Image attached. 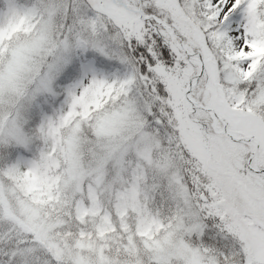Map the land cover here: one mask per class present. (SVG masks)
<instances>
[{
	"label": "rangeland",
	"instance_id": "obj_1",
	"mask_svg": "<svg viewBox=\"0 0 264 264\" xmlns=\"http://www.w3.org/2000/svg\"><path fill=\"white\" fill-rule=\"evenodd\" d=\"M127 1L126 7L142 9L139 0ZM173 1H164L163 8L176 16L180 8ZM245 1L191 0L184 6L194 10L197 18H207L221 3L210 17L219 24L217 36L225 60L223 77L229 85V103L236 113L246 112L249 118L264 122V85L249 95L238 87L264 69L263 0ZM38 2L43 15L39 34L14 45L0 73V149L14 146L30 162L29 168L33 169L32 163L38 172L46 170L45 156L25 130L30 108L41 100L51 143L60 139L65 146L67 165L61 190L72 201L84 196L91 186L106 204L115 200L120 211L130 217L131 233L124 245L114 237L107 243L62 238L56 233L61 220L45 218L41 209L0 182V264H264V246H255L249 254L239 222L229 215L219 194L217 198L210 195L208 188L213 182L195 167L189 168L191 174L183 175L172 153L161 149L156 133L145 127V103L124 101L100 109L107 80L90 69L89 52L109 56L117 49V38L93 33L87 17L90 10L103 8L108 17L115 15V10L104 5V0ZM19 12L14 5L0 11V35ZM191 29L184 30H196ZM193 37L199 36L191 33L190 39ZM173 39L179 43L176 36ZM182 39L204 61L211 58L201 36L197 42L193 40L197 51ZM74 53L83 62L85 75L56 91L55 79ZM189 61L196 69L200 66L193 58ZM199 81L192 95L202 90ZM177 85L171 86L175 89ZM200 117L202 124L223 135L224 125H218L214 115ZM91 118L89 137L84 121ZM236 123L232 132L247 135L240 129L243 121ZM216 142L224 147L227 164H233L248 189H253L248 190L254 195L253 210L262 212L264 219V174L256 175L246 167L255 143ZM259 162L258 154L250 160L252 169L259 168ZM242 219L253 224L249 218Z\"/></svg>",
	"mask_w": 264,
	"mask_h": 264
},
{
	"label": "trees",
	"instance_id": "obj_2",
	"mask_svg": "<svg viewBox=\"0 0 264 264\" xmlns=\"http://www.w3.org/2000/svg\"><path fill=\"white\" fill-rule=\"evenodd\" d=\"M38 1L0 0V11L9 5H14L20 11L7 24L5 33L0 35V73L14 45L39 34L43 15ZM139 1L142 3L144 13L164 19L177 31L180 38L194 45L196 51L198 44L196 45L193 40L197 42L200 36L204 39V46L210 50L209 54L212 56L208 60H203L205 73L199 81V86L202 84L203 86L199 95H195V99L216 110L231 128L237 124V120L243 121L241 131L259 139L258 167L264 169V122L259 118H249V113L246 112L236 113L228 100L229 85L223 77L225 60L219 54L220 39L217 36L219 24H214L210 17L221 7V3L210 10L207 18H197L194 10H187L184 6V3L191 0H172V3L180 8L176 16L163 8V2L170 3L171 0ZM192 1L195 3L207 0ZM127 3V0H117L116 3L104 0V5L107 4L115 10L113 16L108 17L103 8L99 12L90 10L88 13L87 21L93 33L117 38V49L111 50L112 53L109 52V56H105L107 58L99 56L95 50L89 52L90 69L107 80L100 109L116 107L124 101L145 103L147 105L144 114L145 127L156 133L160 147L165 153H172L173 160L182 170V174L185 172L191 174L189 168L195 167L201 176L213 182L208 188L210 195L217 198L219 194L222 198L224 208L235 222H239L245 233L244 241L249 254H252L255 246H264L262 212L253 210L254 195L248 191L253 189H248L233 164H227L228 156L224 154L225 149L220 148L216 140L225 144L232 142L227 136H219L213 128L202 124L201 114L209 115L203 110L192 112V105L185 97V87L190 79L198 74V69L189 61L187 55L177 48L167 30L153 19L142 20L138 13L132 11L133 7L125 6ZM261 8L260 15L264 21V0ZM182 28L196 30L187 32ZM191 33L199 37L197 39L193 37L191 40ZM75 53L69 64L56 77L54 83L56 91L84 77L85 67L80 57H74ZM175 83L178 85L173 89L171 85ZM262 85L264 69L259 70L250 81L238 84V87L241 92L246 91L249 95ZM260 110L262 109H258ZM26 119L25 130L33 138L34 146L45 156L46 170L38 172L32 163L33 169L29 168L30 162L21 157L20 149L14 146L2 147L0 182L9 185L20 198L32 206L41 209L45 218L61 220L63 224L56 230L60 237L95 240L101 243H107L114 237L124 245L131 233L130 217L120 211L115 200L106 204L104 197L92 190L91 186L84 196L72 201L61 190L60 185L65 177L67 165L65 146L60 139L56 143H51L45 128L47 113L41 100L33 104ZM254 120L255 124L251 123ZM84 122L87 135L90 137L92 118L89 122ZM188 177L190 179V176ZM242 218H249L253 224L248 225Z\"/></svg>",
	"mask_w": 264,
	"mask_h": 264
},
{
	"label": "water",
	"instance_id": "obj_3",
	"mask_svg": "<svg viewBox=\"0 0 264 264\" xmlns=\"http://www.w3.org/2000/svg\"><path fill=\"white\" fill-rule=\"evenodd\" d=\"M152 17H154L153 15L152 16H150V18H152ZM155 18V17H154ZM157 20V19H156ZM163 27H166L167 29H169V26L166 24V23H162L160 20H157ZM181 48L182 49H184L186 52H187V54H188V56H193V53H191L190 51H188L185 47H184V42H182V44H181ZM199 78V76L197 77V79ZM193 88V84H191L190 85V88H189V90H188V92H187V94L188 95H190V92H191V89ZM192 101V100H191ZM201 108H203L201 105H199ZM206 111H210L211 112V110H208V109H206ZM214 112V111H213ZM214 114L216 115V112H214ZM227 129H228V125H226V132H227ZM228 134V133H227ZM228 136H230V138L233 140V139H236L234 136H231L230 134H228ZM237 140V139H236ZM247 140H256V142L258 143V140L256 139V138H253V137H251V138H244L243 140H241V139H239L238 141H241V142H245V141H247ZM256 151H257V149H256ZM256 153V152H255Z\"/></svg>",
	"mask_w": 264,
	"mask_h": 264
},
{
	"label": "bare ground",
	"instance_id": "obj_4",
	"mask_svg": "<svg viewBox=\"0 0 264 264\" xmlns=\"http://www.w3.org/2000/svg\"><path fill=\"white\" fill-rule=\"evenodd\" d=\"M219 54L221 55V57L223 56V55L220 53V51H219ZM251 137L254 138L253 135H248V134H247V135L244 136V138H246V139H247V138H251ZM239 138H240V137L238 136L236 139L239 140ZM236 139H233V143L236 141ZM252 141H253V140H251V141H250V140H247L246 143H249V142H252Z\"/></svg>",
	"mask_w": 264,
	"mask_h": 264
}]
</instances>
